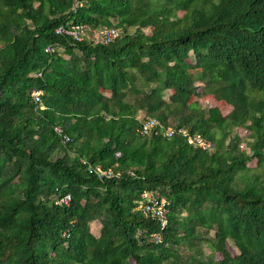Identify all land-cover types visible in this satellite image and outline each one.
I'll use <instances>...</instances> for the list:
<instances>
[{"label": "trees", "instance_id": "1", "mask_svg": "<svg viewBox=\"0 0 264 264\" xmlns=\"http://www.w3.org/2000/svg\"><path fill=\"white\" fill-rule=\"evenodd\" d=\"M77 1L0 0V264H264V0ZM67 21L120 36L74 42L54 32ZM206 94L230 111L190 100ZM140 115L212 148L142 136ZM146 190L163 229L137 209Z\"/></svg>", "mask_w": 264, "mask_h": 264}, {"label": "built area", "instance_id": "2", "mask_svg": "<svg viewBox=\"0 0 264 264\" xmlns=\"http://www.w3.org/2000/svg\"><path fill=\"white\" fill-rule=\"evenodd\" d=\"M81 6V3L77 0H73L72 8ZM54 32L57 35L69 38L74 42L87 41L93 45L95 44H108L115 38L120 36V30L114 27L102 26L95 28L87 23L67 21L64 24L58 25ZM57 47V46H56ZM54 45H47L45 51L52 53L57 48ZM40 91H33L31 97L35 103H40ZM140 126L137 129L138 133L142 136H161L164 138H171L174 135H178L184 140L192 145L193 147L202 148L210 150L212 148L209 141L203 139L197 134L190 133L185 127H175L171 128L161 124L156 118L148 117L144 115L139 116ZM54 132L61 137L62 143L66 144L71 141L69 135L64 134L60 126L55 125L53 127ZM82 163L86 164L84 160ZM86 171L88 173H95L99 179H109V178H120L123 174L121 171H115L113 168L103 169L99 165L87 164ZM126 175L132 176L133 171L131 169L127 170ZM70 201V196L65 194L63 196H56L53 198L54 204L57 205H68ZM137 209L140 212L151 219H155L159 222L160 228L163 229L167 225V200L160 194L157 190H146L141 194V198L138 202ZM64 236L67 235L66 232L63 233ZM155 238L160 239L159 234H153Z\"/></svg>", "mask_w": 264, "mask_h": 264}, {"label": "rangeland", "instance_id": "3", "mask_svg": "<svg viewBox=\"0 0 264 264\" xmlns=\"http://www.w3.org/2000/svg\"><path fill=\"white\" fill-rule=\"evenodd\" d=\"M177 14H181V12H178ZM193 59L190 57L187 59L188 62H191ZM198 86H199V89H198V92L200 91V87L202 86V84H199L197 82ZM192 101H197L200 105V107H217L219 109V111L221 112L222 115H226L229 111H230V107L224 103L223 101H218L216 100L213 95H203V96H192L191 99ZM240 137V148L248 151V146H247V141H249L250 137H249V130L248 129H245V128H242V127H238V128H235L234 130ZM256 164V160L255 158L251 159V160H248L247 161V165L250 166V167H253L255 166ZM99 227H100V224L99 222H93L90 224V230L93 234H98L99 232ZM226 247L227 249L230 251V253L232 255L236 254L237 253V249L233 246V244L228 240L226 242ZM204 251L206 253L209 252V249L204 245ZM214 257L218 260L221 258V254L219 252H215L214 253Z\"/></svg>", "mask_w": 264, "mask_h": 264}]
</instances>
